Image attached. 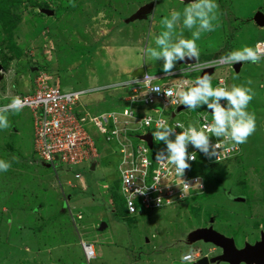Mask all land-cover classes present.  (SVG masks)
Masks as SVG:
<instances>
[{"label":"rangeland","instance_id":"rangeland-1","mask_svg":"<svg viewBox=\"0 0 264 264\" xmlns=\"http://www.w3.org/2000/svg\"><path fill=\"white\" fill-rule=\"evenodd\" d=\"M144 1L0 0L5 5L3 9L9 10L4 19L10 28L8 31L0 22V67L3 69L0 79L14 73L8 81L16 82L13 92L17 93L32 90L39 72L49 74L50 81L57 78L63 90L126 80L130 76L125 74V69L132 64L144 66L150 74L163 72V60L146 56L145 49L156 47V36L165 30L160 21L170 16L171 5L175 4L174 10L181 13L183 9L174 0H166L157 4L151 15L127 24L124 13ZM216 2L218 19L213 23L233 32L232 39L223 41L222 32L216 27L201 35L196 42L198 46L204 45L205 51L223 41L232 43L231 51L245 46L254 48V41L264 37V28L252 17L257 11L264 13V0ZM44 8L52 9L54 14H45ZM182 19L176 35L183 29V36L191 38V32L183 28ZM127 31L132 34L130 38L125 34ZM202 52L198 62L210 56L209 52ZM229 72L224 67L216 68L210 76L212 87L218 76H227ZM198 74L171 79L187 77L193 81ZM233 76L230 73L228 78L231 86L244 85L255 93L247 111L254 108L256 120L261 122L264 119V59L258 64L243 62L239 74ZM123 91L120 88L99 90L84 97L83 103L92 113L119 109L124 105L120 101ZM131 109L136 115L149 111L143 103H135ZM2 114L10 126L0 129V160L11 166L6 172L0 171V264H88L81 241L93 244L95 257L89 264H184L181 257L188 251L198 250L201 255H209L214 245L187 242L178 248V241L175 243L178 247L173 244L174 249L161 254L149 253L148 249L168 239L176 241L189 227L197 223L198 227L207 226V222H213L218 231L233 235L242 243L248 234L249 217L254 222L253 228L264 222V128L257 122L239 160L216 162L203 171L207 176V192L198 196L195 205L185 201L128 214L123 208L119 186L116 200L112 199L111 190L108 193L102 188L103 183L118 178L119 160L115 145H108L93 124L86 122L85 128L101 155L95 169L90 170V164L86 163L68 168L59 161L55 171L45 167L33 149L31 110L24 107L19 112L8 110ZM178 117L185 119L187 114ZM74 172L83 175L86 189L70 188L67 184L75 182ZM40 191L52 207L46 205L38 215L30 200L37 199ZM69 194V207L74 213L83 214L77 228L64 202ZM241 195L248 199L245 196V202H238L237 197ZM101 222L105 223L102 230L99 229Z\"/></svg>","mask_w":264,"mask_h":264},{"label":"built area","instance_id":"built-area-1","mask_svg":"<svg viewBox=\"0 0 264 264\" xmlns=\"http://www.w3.org/2000/svg\"><path fill=\"white\" fill-rule=\"evenodd\" d=\"M257 43L264 45V41ZM221 57L174 68V74L171 76L164 72L150 74L145 71L141 76H130L126 80L70 90H63L57 78L50 81L49 74L39 72L32 90L11 95L7 92L0 93V108L9 105L14 97L21 98L24 102L22 108H29L33 115V149L38 160L55 171L59 161L68 168L85 163L91 166L98 162L101 157L99 149L85 128L86 122L93 124L104 136L105 142L116 147L119 160L116 166L119 194L128 214L183 204L185 201H188L187 204H196L198 196L207 192V176L203 171H207V167L213 163L236 157L241 151V145L233 148L231 142L221 140V147L216 150L217 157H208L189 144L188 153L194 152L197 158L195 161H188L191 167L180 178L175 174L172 165L156 161V153L166 149V145L164 142L154 140L152 134L157 131V123L160 121L173 128L177 122L183 123L185 127L191 123L198 129L205 123L212 122V110L208 109L207 105H202L194 112L187 108L176 111L181 105L179 97L177 95L167 97L165 91L171 88L176 93L180 90L187 91L189 87L194 86L195 79L189 81V78L183 77L172 80L171 77L174 76L200 74L206 68L226 67L232 70L234 64L223 62ZM145 75L148 80L143 83ZM132 79H139L141 84H132L129 87L126 82ZM221 80L224 81V85L220 84ZM220 86H227L226 76H219L215 80L213 88ZM156 87H159V92L152 91ZM110 88L124 89L122 99L120 97L123 94L119 96L120 101L124 103L121 108L92 113L83 103V98L87 95ZM135 103L148 105L149 111L136 115L131 109ZM220 103L227 106L226 100L222 99ZM185 113L187 114L185 119L178 117L179 114ZM146 118L151 120L150 125L144 123ZM180 131L182 129L175 128L176 133ZM148 134L151 135V140L141 137ZM170 138L174 140L175 135ZM217 139L214 136L210 137L212 144H216ZM74 177L81 180L79 172H74ZM197 180L202 184L201 188L196 183ZM185 189L187 195L181 199L182 191ZM81 247L87 262L95 257L92 243L81 241ZM184 255H189L190 259L182 260L183 262H192L200 253L197 250Z\"/></svg>","mask_w":264,"mask_h":264},{"label":"clouds","instance_id":"clouds-1","mask_svg":"<svg viewBox=\"0 0 264 264\" xmlns=\"http://www.w3.org/2000/svg\"><path fill=\"white\" fill-rule=\"evenodd\" d=\"M218 9L219 5L216 0H193V2L188 3L183 9V13L172 10L170 16H165L160 21L165 30L156 36V47L146 48L145 55L155 60H163V72L167 76L174 74L173 70L178 61L195 59L196 62H198L199 48L196 42L203 33L212 32L218 26L213 23L218 19ZM181 18H183V28L191 32V38H185L183 36V29H181L179 35H176V28L180 24ZM258 41H264V39ZM258 41L255 42L254 48L245 46L242 49L225 52L211 58L222 56L221 60H223V62L228 64L241 62V67L243 62L258 64L262 58L264 59V45L257 43ZM183 65L185 64L180 66ZM1 69L2 68H0V70ZM214 71L215 69H213L212 74ZM230 71L235 74L234 67ZM210 76L207 74L201 77L198 76L193 82L194 86L189 87L187 91L180 90L174 93L173 90L169 88L165 91V94L167 97L177 95L179 97V103L185 105L189 110H195L202 105H207V108L212 110V122L210 124L205 123L199 129L191 123L185 127L183 123L177 122L175 128L178 127L182 129V131L176 133L175 128L168 126L164 121H160L157 123V131L152 134L154 140L159 142L162 141L166 145V149H162L156 153V161L162 164L172 165L175 174L180 178L185 174V171L191 167L188 161H195L197 158L194 152L191 154L188 153L187 147L189 144L208 157H217L218 152L216 150L221 147V140L223 142H231L233 148L241 145L240 153L234 157L235 161H237L240 159L238 157H242L243 155L244 143L247 142L248 138L256 130L255 113L247 111V107L255 95L253 90L250 87L235 84L232 85L229 90L230 86L227 76V86L213 88ZM147 80L148 77L145 75L143 83L147 82ZM251 83L252 81L249 80L248 84ZM126 84L131 87L132 84H141V81L139 79H132L127 81ZM220 84L224 85V81L221 80ZM10 91L11 90H7L6 92L9 95L14 94V92ZM152 91L159 92L160 89L156 87L152 89ZM222 99L226 100V107L221 105L220 101ZM2 101L4 100L2 99ZM23 106L24 102L21 98L14 97L9 105L0 108V129L10 126L7 117L2 113L8 110L19 112ZM144 123L150 125L151 120L146 118L144 119ZM172 135H175L174 140L170 138ZM212 136L218 138L216 144L211 143L210 137ZM10 166V163L0 160V171L6 172ZM196 183L200 188L202 187L199 180H197ZM186 195L187 191L185 189V191H182L181 199H184ZM200 256L203 257L206 255L200 254ZM200 256L197 259L201 258ZM181 259L186 261L190 259V256L182 255ZM192 262L183 263L191 264Z\"/></svg>","mask_w":264,"mask_h":264},{"label":"water","instance_id":"water-1","mask_svg":"<svg viewBox=\"0 0 264 264\" xmlns=\"http://www.w3.org/2000/svg\"><path fill=\"white\" fill-rule=\"evenodd\" d=\"M183 4H188L193 2V0H182ZM154 2L146 3L140 6L136 13L135 17H143L151 14L153 11ZM47 15L54 14L52 9L44 8L42 10ZM252 19L254 22L260 26L264 27V13L257 11L254 13ZM196 60H188L179 61L176 66L185 64L195 63ZM235 75L239 74L241 62L234 64ZM1 68V67H0ZM145 72V68L143 66L138 67L129 73V76H141ZM213 72V68L203 69L199 77L208 75L210 76ZM187 108L185 105H180L176 111L183 110ZM142 138H147L151 140V135H142ZM48 167V165H47ZM95 164L93 163L90 166V169L93 170ZM238 200H244L245 197H237ZM198 223L195 227H189L187 231L181 233L176 241L170 242V240L165 241L158 245V247H151L148 249L149 253L161 254L167 251L168 249H174L175 247L182 248L187 242L190 243H203V244H213L219 251L215 255H211L209 257L203 256L191 264H264V229L260 226V234L259 237L254 241H248L244 239L242 244H237L235 242V238L233 235H227L224 232H220L213 227V224H208L207 226H199ZM105 226V223L102 222L99 229H102ZM189 239V240H187Z\"/></svg>","mask_w":264,"mask_h":264},{"label":"crops","instance_id":"crops-1","mask_svg":"<svg viewBox=\"0 0 264 264\" xmlns=\"http://www.w3.org/2000/svg\"><path fill=\"white\" fill-rule=\"evenodd\" d=\"M166 0H145L144 2H141V3H137V4H139L137 7H136V5L134 6L133 5V8L134 7H136V8H134V10H131L130 12H129V10L128 9H126V10H128L126 13H124L125 15L123 16L124 17V19L127 21V24L128 23H130V22H135V21H137L139 18H143V17H146V16H143V17H135V13H136V11H137V9L140 7V6H142V5H144V4H146V3H149V2H154V7H153V10H154V8H155V6L157 5V4H161V3H164ZM174 3H176L177 4V6H178V8L179 9H184L187 5H185V4H183V1L182 0H174L173 1ZM218 3V2H217ZM174 5L175 4H172L171 5V7H170V13H171V11L172 10H174ZM153 12V11H152ZM152 12H151V14H152ZM151 14H149V15H151ZM149 15H147V16H149ZM123 17H122V19H123ZM220 22V21H219ZM216 24V23H215ZM124 23H123V25H122V27L124 28ZM218 29H219V31H220V33L222 32V40L224 41V40H228L229 38V36H231V38L230 39H232V33L233 32H231V31H225L222 27H217ZM222 28V29H221ZM262 29L264 28V27H261ZM222 30V31H221ZM129 31V30H128ZM128 31L125 33V34H128L129 35V33H128ZM121 34V33H120ZM132 36V34L131 35H129V38ZM222 41V43L221 44H219V45H216V47L215 48H211V49H208V50H205V51H203V47H204V45H201V48L198 46V44H197V46H198V48H199V53H200V50H201V52L203 51V52H209L210 53V56H208L207 58H205L204 60H206V59H209V58H211V57H215L216 55L218 56V55H221V54H223V53H225V52H223V50H226L227 49V52H229V51H231V49L233 48V46H232V43H224ZM231 44V45H230ZM254 44H255V42H254ZM227 46H230V47H228L227 48ZM202 52V53H203ZM204 60H202V61H204ZM179 62V61H178ZM178 62H176V64L178 63ZM175 64V65H176ZM142 65H139V64H132L131 66H128L127 67V69H125V74L126 75H128L129 76V73L131 72V71H133L134 69H136V68H138V67H141ZM180 66V65H179ZM178 66H176L175 68H177ZM241 69V68H240ZM3 70V69H2ZM6 71H11V69L10 70H6ZM228 71H229V69H228ZM230 73H231V76H233V72L232 71H230L229 73H228V75H227V77L229 78V75H230ZM14 75V73L12 74V75H10V76H8V77H12ZM235 75V74H234ZM8 77H5V78H1L0 79V92L1 93H3V92H6L7 90H11L12 92L13 91H15V90H13V84H15L16 82H12V84H10L9 83V81H8ZM219 77V76H218ZM234 77V76H233ZM227 78V79H228ZM7 79V80H6ZM217 79V78H216ZM215 79V80H216ZM99 86V85H98ZM229 86H231V83L229 82ZM11 89H10V88ZM231 89V87H229V90ZM10 91V92H11ZM98 97H102V96H98ZM104 102V101H103ZM257 109V108H256ZM251 113H253L254 112V108L250 111ZM32 118H33V115H32ZM33 122H34V119H33ZM256 122L258 123V125L260 124L261 125V127H263L264 128V119L260 122L259 120H256ZM33 134H34V123H33ZM33 145H34V137H33ZM246 147H245V143H244V147H243V154H244V149H245ZM96 165V164H95ZM45 167H47V166H45ZM94 169H95V167H94ZM93 169V170H94ZM91 170V169H90ZM81 174V173H80ZM73 180H75V182H69V183H67L68 185H70V186H72V187H70V188H76V187H78V186H80L82 189H86L87 187H86V181H85V179L83 178V175L81 174V180L80 179H77V178H75L74 177V174H73ZM111 186H112V184L111 183H103L102 184V188H103V190L104 191H107L108 193H109V191L111 190ZM71 197V195L69 194L68 195V198H65V204H66V206H67V209H68V211H69V214H70V217H71V221H74L75 223L73 224L74 226H75V228H77V221H78V219H82L83 218V214H82V212H80V211H78V212H76V213H74L73 211H72V209H71V207H69V198ZM28 201V200H27ZM26 201V202H27ZM30 201H33V204H34V208H33V211L35 210L36 212H39V214L38 215H41V213H40V210L42 209V208H44L46 205H49L50 207H52V205H50V203L51 202H49V201H47L46 199H45V194H44V192H41L40 191V194L38 195V198L37 199H35L34 200V198L32 199V200H30ZM110 202H112L111 200H109ZM244 201H246V200H244ZM27 204H28V202H27ZM54 207V206H53ZM55 212H57V211H55ZM45 215H47V213H45V212H43ZM77 215H80V217H78ZM78 217V218H77ZM102 223V222H101ZM101 223L99 224V226L101 225ZM254 224V223H253ZM257 224H259V228H258V233L260 234V226L263 228V225H261L260 223H257ZM250 228H251V232L255 235V231H256V228H253V225H251L250 226ZM264 229V228H263ZM102 230V229H101ZM248 232V231H247ZM259 234H258V236L256 237V238H258L259 237ZM246 236V235H245ZM247 237V236H246ZM246 237H244V238H242V240H241V242L243 243L244 242V239H246V240H248V241H254L255 239H253V240H250L249 239V237L248 238H246ZM235 238V237H234ZM235 242L237 243V244H242V243H240L238 240H236L235 239ZM211 253H214V252H216L217 253V251H219L215 246L213 247V248H211ZM215 253V254H216ZM214 255V254H213Z\"/></svg>","mask_w":264,"mask_h":264},{"label":"trees","instance_id":"trees-1","mask_svg":"<svg viewBox=\"0 0 264 264\" xmlns=\"http://www.w3.org/2000/svg\"><path fill=\"white\" fill-rule=\"evenodd\" d=\"M3 6L5 7L4 3H0V22H1V24L4 25V26L6 27V29L9 31L10 28L7 27V25H6V24H7V23H6V20H7V19H6V20L4 19V18H6V14L9 12V10H7V9H3ZM3 10H5V11L3 12ZM228 38L230 39L231 36H229ZM262 39H264V37H261V38L255 40L254 42H256V41H258V40H262ZM0 47H1V45H0ZM228 47H230V46H227V48H228ZM0 49H1V48H0ZM223 52H227V49H226V50H223ZM216 56H217V55H216ZM108 110H112V109H108ZM111 184H112V186H111V193H112V196L114 197V198H112V199L116 200L117 197H118V192H117V187L119 186V184H118V178L114 179V181H112ZM114 200H113V202H114ZM123 205H124V203H123ZM123 208H124V210L126 211L125 207H123Z\"/></svg>","mask_w":264,"mask_h":264},{"label":"flooded vegetation","instance_id":"flooded-vegetation-1","mask_svg":"<svg viewBox=\"0 0 264 264\" xmlns=\"http://www.w3.org/2000/svg\"><path fill=\"white\" fill-rule=\"evenodd\" d=\"M245 196H246V195H241V198H242V197H245ZM246 198H247V196H246ZM246 198H245L244 200H246ZM247 199H248V198H247ZM244 200H239L238 202H245ZM235 202H237V201L235 200ZM251 204H252V203H251ZM207 223H208V224L211 223V224L214 225L213 222H207ZM253 223H254V222H253L252 219L249 217V218H248V228L250 229V231H249V229H247V231H248V232H247L248 234L246 235L247 237H246V236H244V237H246V238L249 237L250 240L255 239V238L258 236V234H259V233H258L259 224H257L256 227H255V228H256L255 235L251 232L252 230H251L250 226H251V225H254ZM204 224H205V223H204ZM260 224L263 225V228H264V222H262V223H260ZM201 226H203V224H202ZM214 228H215V226H214ZM215 229H217V228H215ZM218 230H219V229H218ZM168 240H169V239H168ZM215 253H216V252H214V253H210L209 255L206 254V256H210V255L215 254ZM202 254H203V253H202ZM203 255H205V254H203ZM200 257H201V256H200ZM184 264H188V263H184Z\"/></svg>","mask_w":264,"mask_h":264},{"label":"bare ground","instance_id":"bare-ground-1","mask_svg":"<svg viewBox=\"0 0 264 264\" xmlns=\"http://www.w3.org/2000/svg\"><path fill=\"white\" fill-rule=\"evenodd\" d=\"M31 32H29V34H30Z\"/></svg>","mask_w":264,"mask_h":264}]
</instances>
